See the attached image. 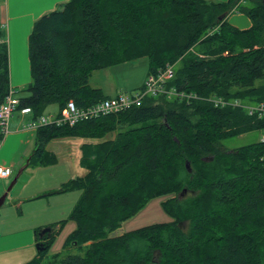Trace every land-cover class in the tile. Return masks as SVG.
Listing matches in <instances>:
<instances>
[{
    "label": "trees",
    "instance_id": "trees-1",
    "mask_svg": "<svg viewBox=\"0 0 264 264\" xmlns=\"http://www.w3.org/2000/svg\"><path fill=\"white\" fill-rule=\"evenodd\" d=\"M233 14L250 27L230 25ZM28 58L31 82L17 113L30 109V122L51 105L60 114L68 101L85 108L109 98L92 75L143 58L147 75L172 66L166 87L199 99L147 96L117 114L36 128L26 169L57 162L51 141L90 142L80 147L84 175L44 195L78 191L76 203L25 264H264V144H222L263 130L264 121L206 100L264 102V0H68L35 21ZM8 91L0 24V104ZM163 196L169 222L111 235ZM67 222L75 228L64 248L81 255L44 261Z\"/></svg>",
    "mask_w": 264,
    "mask_h": 264
},
{
    "label": "crops",
    "instance_id": "crops-1",
    "mask_svg": "<svg viewBox=\"0 0 264 264\" xmlns=\"http://www.w3.org/2000/svg\"><path fill=\"white\" fill-rule=\"evenodd\" d=\"M67 1L68 0L0 1V24L4 32V42H6L8 50L9 88L15 90L16 94L19 97L20 91L25 89L31 82L28 58V37L32 31L35 21L44 14L54 10L59 4L66 3ZM213 1L226 2L227 0ZM228 22L230 25L236 27L239 30L248 29L251 25L249 19L241 14H233L229 16ZM145 63V73L143 72L144 75L137 79L136 85L125 87L122 85H118L114 81L113 87H110L109 89L110 93L106 95L103 92V88L97 87L98 83H93V86L101 89L103 94L109 98L119 93V89H124L128 92L138 89L142 86L147 76L148 67L147 62ZM117 66L102 70L101 72L104 74L98 73L97 78H99L100 76H102V78H114L113 74L111 76L109 71ZM94 75L95 73L92 75V78L94 77ZM30 123L31 122L27 120L26 116L15 113L9 121L7 133L4 135L3 140L0 144V165L12 170L11 177H13V174L16 173L19 168L25 165V161L29 160L30 154L34 149V136L36 129L31 127ZM88 142L89 141L85 139H60L51 141L47 145L46 149L56 156L57 162L50 166L38 168L45 169L43 171H46V173H50L52 177H56L58 179L56 184L52 185L53 187L45 189L40 195H29V197H25V191H20L18 195L11 198L9 205L12 208L23 209L24 207V210L25 202H38L42 201L43 198L47 199L46 205L43 204V206H41L42 219L38 221L36 225L31 226L33 232H35V230L39 228L41 229L48 227L67 218L72 207L77 201V197L70 196L71 192L56 194L52 196L44 195L51 191L57 190L63 183L75 178V176L80 177L84 175L85 171L79 165L80 147ZM68 144L71 145L70 147L75 146L76 157L73 158L70 153L64 152L66 151V148H69ZM52 145H56L57 149H50ZM58 165H62L61 168H58ZM57 168L58 170H56ZM63 174H65V176H63ZM11 177L6 180L11 181ZM6 185L7 183H4L2 185V187L0 188V194L4 191ZM23 214H25V211L23 212ZM74 228L75 225L72 222H67L62 227V229L57 232V234L55 235L56 237L54 238L56 239L61 235V233H64V238L66 239L68 235L74 230ZM16 238V234H11L7 237H0V264H25L36 257L38 252L31 259L23 260L21 259L22 257H20V255L16 257V254L19 253L18 251L33 246L31 242L26 243L23 246L21 245L15 247L10 245ZM35 243L36 241H34V246Z\"/></svg>",
    "mask_w": 264,
    "mask_h": 264
},
{
    "label": "rangeland",
    "instance_id": "rangeland-1",
    "mask_svg": "<svg viewBox=\"0 0 264 264\" xmlns=\"http://www.w3.org/2000/svg\"><path fill=\"white\" fill-rule=\"evenodd\" d=\"M145 62L147 61L146 59L143 58V59H139L136 62H128L118 65L117 67L109 71L110 75L112 76L113 74L114 78H102V76L97 78L98 73L104 74L101 71H97L95 72L94 77L93 78L91 77L90 83L91 85H93V83H98L97 87L103 88V92L105 95L110 93L109 89L110 87H113L114 81L118 85H122L125 87L136 85L137 79L140 78L145 73L144 72V66L146 65ZM119 90H120L118 91L119 93L128 92L124 89H119ZM19 94L20 96L26 95L24 91H20ZM57 113H58V107L56 105H51L47 108L45 115L48 114L57 115ZM260 135H261L260 132H252L236 138L225 140L224 142H222V144L223 147L232 150L241 147L243 145H247L258 141ZM68 139H78V138H68ZM70 146L71 145H69V148H66V151L67 150L68 151L67 152L64 151V152L70 153L71 156L74 158L76 157L75 146L72 147ZM50 149L56 150L57 147L56 145H52ZM80 156H81V151H80ZM61 166L62 165H58V168H61ZM58 168L56 170H58ZM43 170L45 169H39L38 167L35 166H30L27 169H25L20 175L16 184L7 193L3 205L0 207V237H7L10 236L11 234H16L17 238L14 240V242H12V244H10L15 247L21 245L23 246L26 243H30V242L33 244L32 247L26 249L24 248L18 251L19 253L16 254V257L20 255V257H22L21 259L23 260L31 259L37 253L36 248L34 246V241H35L34 232L31 229V226L36 225V223L42 219L41 206H43V204L46 205L47 199L43 198L42 201H38V202H29V203L25 202L24 205L25 210L24 207L23 209H16V208L14 209L9 204L11 198L18 195L20 191H25V197L27 196L29 197V195H38V194L40 195L41 193H43L45 189H48L49 187H53L52 185H55L58 179L56 177H52L50 173H46V171ZM63 176H65V174H63ZM3 182L5 184L7 183V185L5 186L4 191L1 192L0 197L7 189L10 180H5V181L0 180V188L4 184ZM79 194L80 193L78 191L75 192L73 191L71 192L70 196L72 197L76 196L78 199ZM167 198L168 196H163L161 198L153 199L135 217L124 222L121 228L113 232L111 235L117 236L122 234V232L133 231L147 225L169 222L171 219L162 211L160 206L161 202L166 200ZM23 210L25 211V214H23L24 212ZM65 240L66 239L64 238V233H61L60 236H58L55 240H53L50 249L43 257L44 261H50L52 259V256L55 254H59V259H62L67 255H81L82 252L76 247H70L65 249L64 248Z\"/></svg>",
    "mask_w": 264,
    "mask_h": 264
},
{
    "label": "built area",
    "instance_id": "built-area-1",
    "mask_svg": "<svg viewBox=\"0 0 264 264\" xmlns=\"http://www.w3.org/2000/svg\"><path fill=\"white\" fill-rule=\"evenodd\" d=\"M173 76V67L168 66L156 74L147 75L142 86L138 89L117 93L113 97L103 99L85 108H78L73 101H68L60 114L42 115L36 121H31L30 126L35 129L50 125L71 127L82 121L123 112L138 105L147 96L158 97L163 95L169 100L179 98L187 102L199 99L195 94L177 91L174 88H167L166 84L173 79ZM206 100L214 107L238 108L245 111L247 116L264 121V102L251 105L237 100H225L219 97H210ZM18 105L19 99L17 98L16 91L9 88L6 98L0 104V131L3 135L7 133L9 121L17 113ZM30 112V109L24 108L20 111V114L27 116ZM259 132L261 135L258 141L264 144V129ZM11 176L12 170L0 165V180L9 179Z\"/></svg>",
    "mask_w": 264,
    "mask_h": 264
},
{
    "label": "water",
    "instance_id": "water-1",
    "mask_svg": "<svg viewBox=\"0 0 264 264\" xmlns=\"http://www.w3.org/2000/svg\"><path fill=\"white\" fill-rule=\"evenodd\" d=\"M29 160L26 161L25 165L22 166L21 168H19L15 174V176L12 178V180L10 181L7 189L5 190V192L2 194V196L0 197V207L3 205L5 198L7 196V193L13 188V186L16 184L17 180L19 179L20 175L22 174V172L26 169V167L28 166ZM186 168L189 171V165L186 164ZM184 193V192H183ZM182 195V194H181ZM180 195V196H181ZM51 233V229L49 227H45V228H41L37 234V238H35V248L37 252H42L45 247L43 245L42 242H39L40 240H43L45 238H48L50 236Z\"/></svg>",
    "mask_w": 264,
    "mask_h": 264
},
{
    "label": "flooded vegetation",
    "instance_id": "flooded-vegetation-1",
    "mask_svg": "<svg viewBox=\"0 0 264 264\" xmlns=\"http://www.w3.org/2000/svg\"><path fill=\"white\" fill-rule=\"evenodd\" d=\"M39 242L45 243L46 242V239L40 240Z\"/></svg>",
    "mask_w": 264,
    "mask_h": 264
}]
</instances>
